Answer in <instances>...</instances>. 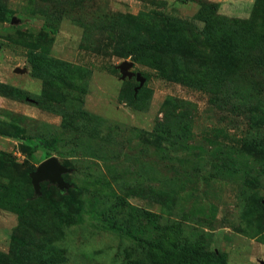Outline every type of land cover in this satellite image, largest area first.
Masks as SVG:
<instances>
[{
  "label": "rangeland",
  "instance_id": "obj_1",
  "mask_svg": "<svg viewBox=\"0 0 264 264\" xmlns=\"http://www.w3.org/2000/svg\"><path fill=\"white\" fill-rule=\"evenodd\" d=\"M0 10V264H264V0Z\"/></svg>",
  "mask_w": 264,
  "mask_h": 264
},
{
  "label": "water",
  "instance_id": "obj_2",
  "mask_svg": "<svg viewBox=\"0 0 264 264\" xmlns=\"http://www.w3.org/2000/svg\"><path fill=\"white\" fill-rule=\"evenodd\" d=\"M132 66L133 63L130 62H124L120 66L122 78L135 77L140 82V85H143L144 80L139 75L128 71V69ZM68 173H70V169L61 165L59 161L54 157L42 162L37 170L32 174V185L36 195H40L42 182H49L51 184H54L61 191L67 190L70 185L65 182L63 176Z\"/></svg>",
  "mask_w": 264,
  "mask_h": 264
},
{
  "label": "trees",
  "instance_id": "obj_3",
  "mask_svg": "<svg viewBox=\"0 0 264 264\" xmlns=\"http://www.w3.org/2000/svg\"><path fill=\"white\" fill-rule=\"evenodd\" d=\"M0 13H1L0 19H4L6 21L10 19V16L4 10H0ZM166 40H167V38L165 36V39L163 41H161L157 44L140 45L137 47V50H141V49H152V50H156V51L164 50L167 47V41ZM252 51L253 52H250L251 54H249L248 58L244 62H243L244 55H241L239 57V59L243 58V60L241 62L237 57H235L233 60L237 61L236 65L242 66V68H244L248 62L252 61L256 57L257 63L259 64V66L263 67L264 66V59H261V57L264 56V43H263V41H260V44L257 45V47H255ZM253 118H254L253 125H255L256 129H259L261 126H264V109L258 108V113L256 114V116L253 115V117H251V119H253ZM65 176H66V174L63 176V179ZM69 192L70 191L63 192V195L66 196L67 194H69Z\"/></svg>",
  "mask_w": 264,
  "mask_h": 264
}]
</instances>
